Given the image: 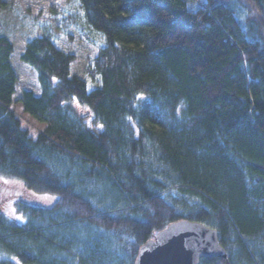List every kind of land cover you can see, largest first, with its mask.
<instances>
[{
    "label": "trees",
    "instance_id": "1",
    "mask_svg": "<svg viewBox=\"0 0 264 264\" xmlns=\"http://www.w3.org/2000/svg\"><path fill=\"white\" fill-rule=\"evenodd\" d=\"M77 1L103 41L86 67L99 86L39 22L20 56L35 136L0 24V179L55 199L17 200L21 225L0 212V264H134L182 220L226 253L199 264H264V0Z\"/></svg>",
    "mask_w": 264,
    "mask_h": 264
},
{
    "label": "rangeland",
    "instance_id": "2",
    "mask_svg": "<svg viewBox=\"0 0 264 264\" xmlns=\"http://www.w3.org/2000/svg\"><path fill=\"white\" fill-rule=\"evenodd\" d=\"M3 1L7 3V8L0 7V24L14 48L11 64L17 77L15 103L12 110L21 121L23 128L35 136L44 126L25 114L22 104L19 102L25 91L39 94L36 73L20 59L24 51L26 36L40 35L37 24L39 22L49 23L53 28L57 46L74 56L71 73L85 80L88 90L99 86V84L95 85L96 82L88 79L86 67L90 59L96 56L103 41L100 35L91 31L85 24L77 0ZM62 31H65L66 34ZM83 35H87L94 43H88ZM20 199L46 207L51 206L55 200L49 196H35L23 189L17 182L0 179V212L19 225L23 224L24 220L16 212L15 202Z\"/></svg>",
    "mask_w": 264,
    "mask_h": 264
},
{
    "label": "water",
    "instance_id": "3",
    "mask_svg": "<svg viewBox=\"0 0 264 264\" xmlns=\"http://www.w3.org/2000/svg\"><path fill=\"white\" fill-rule=\"evenodd\" d=\"M212 258L226 259L217 232L201 223L182 220L143 244L134 264H199L201 259Z\"/></svg>",
    "mask_w": 264,
    "mask_h": 264
},
{
    "label": "crops",
    "instance_id": "4",
    "mask_svg": "<svg viewBox=\"0 0 264 264\" xmlns=\"http://www.w3.org/2000/svg\"><path fill=\"white\" fill-rule=\"evenodd\" d=\"M12 65V64H11Z\"/></svg>",
    "mask_w": 264,
    "mask_h": 264
}]
</instances>
